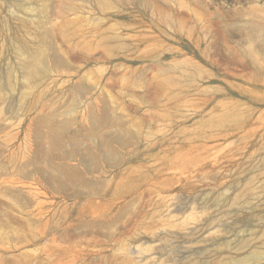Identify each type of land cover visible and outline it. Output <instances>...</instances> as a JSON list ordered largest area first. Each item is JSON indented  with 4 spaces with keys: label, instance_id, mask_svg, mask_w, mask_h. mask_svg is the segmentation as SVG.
<instances>
[{
    "label": "rangeland",
    "instance_id": "374dc122",
    "mask_svg": "<svg viewBox=\"0 0 264 264\" xmlns=\"http://www.w3.org/2000/svg\"><path fill=\"white\" fill-rule=\"evenodd\" d=\"M8 20L0 264H264V0H0Z\"/></svg>",
    "mask_w": 264,
    "mask_h": 264
},
{
    "label": "bare ground",
    "instance_id": "6f19581e",
    "mask_svg": "<svg viewBox=\"0 0 264 264\" xmlns=\"http://www.w3.org/2000/svg\"><path fill=\"white\" fill-rule=\"evenodd\" d=\"M102 1V0H98ZM10 26V20L5 21L2 23L0 21V31L1 33L7 34V36H2L0 35V49L12 52L11 50L16 49V40L14 39V36L11 32L6 31L4 27H9ZM16 46V47H15ZM19 51V50H18ZM45 70V67L43 64H39L38 67H33L29 69L27 72L30 74L32 77H36L38 74L43 73ZM3 76L4 78V83L5 87L7 89H13L14 88V83L13 80L7 77L6 74H0V78ZM48 109L43 108L40 112V116H38V119L43 120L45 115L47 116L48 119H51L54 117V112L53 111H47ZM116 120L113 121H107L103 124L108 125L107 129L104 130V135L100 143H98L99 149L103 152V157L106 161L111 162L114 159V152L112 151V142L118 139L119 133L115 131L116 128H113L110 130L109 127H111ZM119 121V120H118ZM95 121L92 120V123ZM67 129V123L65 121H54L53 124L51 125L49 132L51 134V143H55V148H58V145L60 141L62 140L64 135V130ZM254 155H259L260 158L264 160V153L258 154L257 152H254ZM35 162V161H34ZM27 167V165L24 166V169ZM67 168V167H66ZM40 172L43 174H47L49 178L52 181H56L61 177V174L57 171V167L55 163L50 159L44 164H42L39 167ZM64 171H71L68 169H64ZM76 181H79V179H75ZM251 257L256 260L257 262L260 260H264V247H261L257 249V251H253L251 254ZM242 259L236 258L231 260L230 264H241Z\"/></svg>",
    "mask_w": 264,
    "mask_h": 264
}]
</instances>
